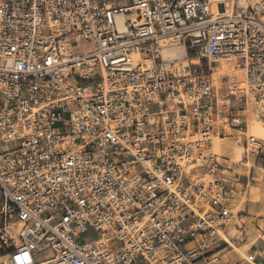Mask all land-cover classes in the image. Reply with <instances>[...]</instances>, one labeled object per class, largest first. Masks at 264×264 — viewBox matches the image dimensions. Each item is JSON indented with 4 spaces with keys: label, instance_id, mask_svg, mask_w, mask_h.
Segmentation results:
<instances>
[{
    "label": "built area",
    "instance_id": "2783aa9c",
    "mask_svg": "<svg viewBox=\"0 0 264 264\" xmlns=\"http://www.w3.org/2000/svg\"><path fill=\"white\" fill-rule=\"evenodd\" d=\"M170 45L185 56L164 59ZM253 120L264 126V0H0L10 264L45 249L65 264H264L262 228L242 255L229 229L264 162ZM229 139L241 162L218 150Z\"/></svg>",
    "mask_w": 264,
    "mask_h": 264
},
{
    "label": "rangeland",
    "instance_id": "374dc122",
    "mask_svg": "<svg viewBox=\"0 0 264 264\" xmlns=\"http://www.w3.org/2000/svg\"><path fill=\"white\" fill-rule=\"evenodd\" d=\"M75 50L79 52H86L91 48V45H74ZM199 49V48H196ZM205 61L202 62V66H199L198 64H195V62H190L191 68L196 69V72H200L201 68H204ZM222 82H225L224 79H222ZM59 123L56 124L58 126ZM55 126V127H56ZM224 146H218V150L223 153V155L228 156L230 159L229 153L233 154V157H236L234 159L238 160L240 158L239 153L236 149L232 146H236L239 148L241 152L240 146H238L235 142H233L231 139L224 140ZM17 142L15 140L5 141L2 142L3 147H12L15 146ZM238 155L235 156L237 153ZM256 168L254 176L256 179L252 182H250L249 186L246 190H244L236 199L235 202L239 208L242 209L241 215L243 216L241 221V230L237 233L233 225L231 224L229 226L231 234H236L237 240H236V246L237 249L235 250L236 253H240L241 255L244 253V250L250 246V243L261 245L262 239L260 238L261 232L257 230V225H259L264 233V222L261 220L264 219V178H262V170L258 167L264 165L263 160H257L256 162ZM239 172L246 173V168L239 166L237 164L235 166ZM5 228H7V234H8V242L3 243L2 237L5 231ZM16 230V217L14 214V211L12 210L11 205L9 202H5L4 198L1 196L0 193V264H5V261H2L1 257L5 255L6 253H9V251L12 250V243L11 238L14 236ZM93 233L88 232L79 235L76 239L78 241L84 242L88 241ZM51 251L49 249H46L44 251H41L39 254L36 255L37 262L43 261L45 257H50ZM235 256V254H234ZM45 260V259H44Z\"/></svg>",
    "mask_w": 264,
    "mask_h": 264
},
{
    "label": "bare ground",
    "instance_id": "6f19581e",
    "mask_svg": "<svg viewBox=\"0 0 264 264\" xmlns=\"http://www.w3.org/2000/svg\"><path fill=\"white\" fill-rule=\"evenodd\" d=\"M220 2H223V0H219ZM241 5L244 6V3L242 2ZM219 12H222L219 10ZM119 23V27H121V22H118ZM161 54L163 56L164 59H167V60H172V59H182L184 56H185V50L183 48V46L181 45H170V46H165L162 48V51H161ZM217 66H220L219 64H217ZM219 69L221 70H227V64L222 61L221 62V67H219ZM250 132L255 135V136H258L260 138H263L264 139V126L259 123L258 121H255L253 120L251 122V128H250ZM219 140H217L218 142ZM221 141V140H220ZM232 148H236L238 150V153L240 155V158L238 160L232 158L231 156V159L234 161V162H241L242 161V157L243 155L241 154L240 150L238 147L236 146H232ZM247 166H249L247 164ZM11 205V207H13L12 203H9ZM13 210V208H12ZM14 211V210H13ZM15 214V213H14ZM16 217V216H15ZM17 221V219H16ZM237 233V230L236 232ZM4 237V236H3ZM3 237H2V241H3ZM14 240H13V244L14 245H17L19 243V238H18V235H17V231L15 232L14 236H13ZM4 243V242H3ZM253 243V242H252ZM250 243V244H252ZM46 250V249H45ZM41 251H44V250H41ZM41 251H39L37 254H39ZM11 251H9V253H6L5 255H3L1 257V259H3L2 261H5V264H10V257H11ZM36 254V255H37ZM35 264H65L63 262H59V263H54V262H50V261H39Z\"/></svg>",
    "mask_w": 264,
    "mask_h": 264
},
{
    "label": "crops",
    "instance_id": "0c3cea01",
    "mask_svg": "<svg viewBox=\"0 0 264 264\" xmlns=\"http://www.w3.org/2000/svg\"><path fill=\"white\" fill-rule=\"evenodd\" d=\"M234 149H236V148H234ZM232 150H233V148H232ZM236 150H237V149H236ZM237 152H238V150H237ZM237 152H236V153H237ZM229 155H230L231 157H233V154H232V153H231V154L229 153ZM237 155H238V153H237L235 156H237ZM234 158H236V157H234ZM237 232H238V231H237Z\"/></svg>",
    "mask_w": 264,
    "mask_h": 264
}]
</instances>
